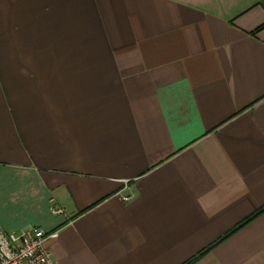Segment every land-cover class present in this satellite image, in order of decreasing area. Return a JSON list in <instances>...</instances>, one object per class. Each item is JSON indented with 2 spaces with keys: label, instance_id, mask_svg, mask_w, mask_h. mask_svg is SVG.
Wrapping results in <instances>:
<instances>
[{
  "label": "crops",
  "instance_id": "0c3cea01",
  "mask_svg": "<svg viewBox=\"0 0 264 264\" xmlns=\"http://www.w3.org/2000/svg\"><path fill=\"white\" fill-rule=\"evenodd\" d=\"M0 227L264 264V0H0Z\"/></svg>",
  "mask_w": 264,
  "mask_h": 264
},
{
  "label": "built area",
  "instance_id": "2783aa9c",
  "mask_svg": "<svg viewBox=\"0 0 264 264\" xmlns=\"http://www.w3.org/2000/svg\"><path fill=\"white\" fill-rule=\"evenodd\" d=\"M133 198L123 196L128 202ZM62 214L61 209H53ZM59 231L47 232L40 228H31L21 234L7 232L0 227V264H58L54 261L49 243L59 238Z\"/></svg>",
  "mask_w": 264,
  "mask_h": 264
}]
</instances>
